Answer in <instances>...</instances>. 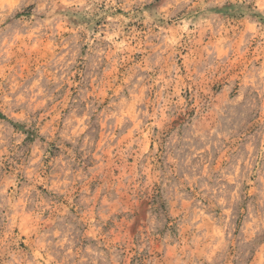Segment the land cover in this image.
Segmentation results:
<instances>
[{
    "label": "rangeland",
    "instance_id": "rangeland-1",
    "mask_svg": "<svg viewBox=\"0 0 264 264\" xmlns=\"http://www.w3.org/2000/svg\"><path fill=\"white\" fill-rule=\"evenodd\" d=\"M0 264H264V0H0Z\"/></svg>",
    "mask_w": 264,
    "mask_h": 264
}]
</instances>
